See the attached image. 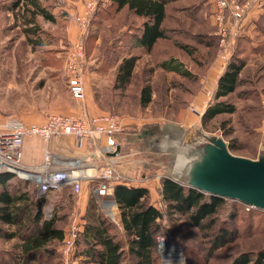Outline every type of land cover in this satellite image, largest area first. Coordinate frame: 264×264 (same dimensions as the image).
Segmentation results:
<instances>
[{
    "label": "rangeland",
    "instance_id": "rangeland-1",
    "mask_svg": "<svg viewBox=\"0 0 264 264\" xmlns=\"http://www.w3.org/2000/svg\"><path fill=\"white\" fill-rule=\"evenodd\" d=\"M259 1L261 0L257 2ZM206 2L207 0L205 2L197 0V4H200L199 10L202 11L203 16H206L205 22H197L195 18L182 20L181 23L183 24L180 27L178 25V28L182 27L187 30V33L182 37L172 30L177 28L173 24L174 21L177 23V20L169 15L165 24L170 28L169 39L158 41L152 52L145 57H139L129 85L126 89L119 90L114 87L115 70L113 66L121 54L117 52L113 53L112 56L110 55L112 46L109 35V20L107 24L99 26L97 23L94 24V16L92 15L86 32L82 33L79 30L76 38L74 37L70 41L60 38L64 28L60 21L55 20L54 23L38 21L40 32L37 35L32 34L27 37L21 15L18 14L15 19V11L7 10L5 12L4 8L9 5V0H0V119H14L29 124H41L49 113H71L75 115L72 112L81 110L82 103L71 99L67 91L68 74L65 67V56L74 41L82 35L85 56L81 75L83 82L85 78L91 87L95 109H97L93 116L105 114L117 116L121 129L126 120L135 123L134 130L137 128V123L148 120L167 123V125H185L190 128L188 138L195 137L193 139L195 144L191 148H197L199 160L211 139H222L231 154L235 156L249 159H258L264 156V70L257 68V72L251 71V68L255 69L257 66V63L254 64L256 66L247 69L250 72H243L242 75V78L249 75L251 77L250 82L246 81L248 83L227 98L214 99L217 81L231 57V49L228 60L225 62L219 58V38L215 34L209 36L211 46H204L201 44L202 42L197 43L196 37L190 34H210L212 28L210 26V10L206 7L208 4ZM211 2L214 4V0ZM7 13L11 14L10 17H7ZM75 17L76 15L73 17V21L78 26ZM137 23H139L138 20L135 25ZM28 26L32 28L31 25ZM213 31L215 32V23ZM235 34L236 31L228 37L230 48L235 44V41L231 42L229 38L235 39ZM36 37L44 41L46 45L40 47L34 42L29 43V40L34 41ZM181 40H185L194 48L192 57H188L175 46V43ZM162 58L179 60L193 76L183 78L161 70L157 67V62ZM101 61L103 62L102 67L99 66ZM97 71L103 75L101 79L94 77ZM251 81L256 82V84L253 85L254 83ZM145 85H149L151 91L150 101L143 107L140 103V90ZM217 101L233 104L236 107L235 113L221 114L210 121L203 122V113L208 106ZM196 110L201 114L194 117V114L198 113ZM116 139L119 141L118 135ZM170 140L177 141L176 138H170ZM180 141L176 145H179L181 150L177 149L179 146H175L177 150L169 153L170 155L161 160L166 165L163 170L147 167L149 165L146 162L148 160L152 162V157L148 153V157L146 154L141 156L138 153L136 155L139 158L137 179L145 178L143 180L156 183L157 195L161 180L164 177L172 180L177 178L174 171H180L177 175L178 179L183 182L187 180L188 175L185 168L189 162L190 165L194 163V157H186L189 148L186 149L184 145L181 146ZM121 146L120 157L116 166L122 177L119 183H123L125 178L128 181L134 180L129 177L128 170L125 174L121 172L125 152ZM80 153L77 150L72 158L54 155L62 162H68L74 158H79ZM124 166L128 168V165L124 164ZM169 166L173 168L168 169ZM99 167L100 164L97 165L93 173L87 170L86 173L94 174L98 172ZM144 169L147 171H143ZM17 178L20 177L17 176L15 179ZM20 180L26 179L20 178ZM27 181L31 183L29 184L31 196L43 200V217L45 219L55 218L56 227L62 229L64 235L74 229H78L79 232L82 231L86 223L84 216L87 210L91 208V201H94L97 206V213L112 223L114 237L125 246L126 237L120 226V221L113 212L112 195L110 199L95 198L86 185L79 192H74L72 187L68 185L57 191L40 194L35 186L37 184L28 179ZM84 181L88 182L87 179H84L81 184ZM236 202L227 200L224 203L216 216L214 228L210 231L212 234L218 231L220 227L228 228L232 232H236V238L209 256L207 253L210 244L203 237V232L191 227L185 217H180L177 214L170 216L166 208L158 205L157 200L152 201L164 213L160 220L162 236H164L168 248L175 250L179 255L177 261L171 262V264H229L231 257L240 252L264 253V213H249L250 208L247 209L246 205ZM230 214L235 215V218L231 217ZM0 229L9 230L6 226H0ZM76 241L72 253L67 256L61 253L62 241H60L50 243L47 246V249L54 251L51 256L41 252L30 256L28 260L26 257H24L26 260L20 258L18 263L19 251L16 246L19 244V240L17 238L7 240L0 237V264H93L84 261L80 255L83 248L82 244ZM158 246L157 242L158 264H167ZM124 259L123 264H134V259L130 256L125 255Z\"/></svg>",
    "mask_w": 264,
    "mask_h": 264
},
{
    "label": "trees",
    "instance_id": "trees-1",
    "mask_svg": "<svg viewBox=\"0 0 264 264\" xmlns=\"http://www.w3.org/2000/svg\"><path fill=\"white\" fill-rule=\"evenodd\" d=\"M109 1H111L114 11L125 7L128 12L142 18L137 41L139 45L143 46L146 53L152 52L158 41L169 39L170 30H167L168 27L165 25L166 6L173 0ZM97 2L99 5L101 0H97ZM7 10L15 11V19L18 14L21 15L27 37L40 32L37 17L51 23L55 22V18L47 8L42 6L40 0H9V5L4 8L5 12ZM107 11L109 12L110 9ZM182 24L180 22L179 27ZM28 25H31L32 28H29ZM174 32L182 37L187 33V30L177 26ZM262 33L264 34V30ZM190 34L196 37L197 43L202 42L201 44L204 46H211V38L208 34ZM37 37L34 41L28 39L29 43L34 42L40 47L45 46L46 43ZM185 40L175 43V46L188 57H192L194 48ZM251 43L252 41L249 39L236 38L235 49L217 81L214 92L215 100L229 97L248 83L246 81L250 82L249 75L242 78L248 58L255 52H264V43L263 45L258 44L256 49L250 45ZM247 44L249 49H246ZM136 59L137 57L130 56L123 58L118 64L114 79L116 89L124 90L129 85ZM157 67L183 78L193 76L175 58L160 60L157 62ZM255 84L256 82L253 85ZM150 91L149 85L141 87V106L144 107L149 103ZM235 111L236 107L233 104L217 101L207 107L202 115V121H210L221 114H234ZM15 176L16 174L11 172H0V226H6L9 229L7 231L0 229V237L7 240L14 238L19 240V244L16 246L19 251L18 263L20 258L26 257L28 260L30 256L41 252L51 256L54 251L47 249V246L50 243L62 241L64 232L56 227L55 218L45 219L43 217V200L31 196L29 189L31 183L27 180H20V178L17 180L15 179L17 176ZM13 181L16 184L12 183ZM35 186L37 187V185ZM158 195H160V199L157 201L158 205L166 208L170 216L177 214L180 217H185L191 227L203 232V237L210 244L207 255H212L214 251L233 242L236 238V232L224 227H220L218 231L210 234L214 228L216 216L224 203L230 199L226 200L202 193L168 177L161 180ZM112 198L119 209L120 226L126 237L125 246L116 240L112 233V223L97 213V206L94 201H91V208L84 216L86 223L77 238L83 247L80 255L84 261L93 264H123L125 255H127L134 259V264H158L156 236L163 235L160 220L164 213L151 202L148 189L118 183L113 186ZM230 201L237 203L235 200ZM248 212L260 214L264 213V210L253 208ZM230 216L235 218V215L230 214ZM230 216L228 215V217ZM229 264H264V253L240 252L231 257Z\"/></svg>",
    "mask_w": 264,
    "mask_h": 264
},
{
    "label": "crops",
    "instance_id": "crops-1",
    "mask_svg": "<svg viewBox=\"0 0 264 264\" xmlns=\"http://www.w3.org/2000/svg\"><path fill=\"white\" fill-rule=\"evenodd\" d=\"M88 0H40L43 7L47 8L50 12V14L55 18V20L60 21L61 24L64 26L62 33L60 34L61 39H66L70 41V39L76 38L77 33L79 31L78 26H76L75 22L73 21V17L75 15H82L85 11V5L84 3ZM205 2V0H203ZM212 1V0H211ZM210 0H207L206 7L210 10V26L211 32L209 36L212 34L214 35L213 26L214 21L212 17V12L214 11L213 7L214 4ZM111 1L109 0H101V2L98 5H96L95 11L93 13L94 16V24H98L99 26H103L108 23L110 25V42H111V56L114 55L113 53L119 52L121 56H119V59L116 60L115 66H113V69L115 70L116 74V68L118 64L122 61L123 58H127L130 56L137 57L136 64H138L139 57L140 56H147L148 53H146L143 46L139 45L137 41V37L139 35L140 25L143 21L142 18L136 17L131 12H128L127 9L124 7L120 10L114 11L113 5H111ZM205 4V3H204ZM253 7L248 11L247 15L240 21L239 27L236 29V38H246L252 41L250 44L253 48H257V45H263L264 43V34L262 31L264 30V0L254 3ZM209 5V6H208ZM200 4H197V0H173L166 6V21L169 15L173 16L177 23L174 21V26H178V24L185 19H194L197 20V22L204 23V19H206V16H203L202 11L199 10ZM110 9L108 12L107 10ZM7 17H10V13L6 14ZM13 18V17H12ZM37 21H45L41 17H37ZM139 21V23H136V21ZM165 21V24H166ZM49 22V21H48ZM46 22V23H48ZM167 27V26H166ZM167 30H170V28H166ZM177 28H174L172 30H176ZM209 33V32H208ZM236 38L232 39L229 38V41H235ZM234 46V47H233ZM231 55L235 49V44L231 46ZM246 49H249V45H246ZM230 55V50H229ZM165 58H162V60ZM257 63V66L254 65ZM103 62L101 61L99 66L102 67ZM253 66H256L255 69L251 68ZM251 68V71L257 72L258 69L263 68L264 70V52L258 53L255 52V54H252L249 56L245 72L248 71L247 69ZM102 74L97 71V74H94V77H97V79L102 78ZM68 80V79H67ZM67 91L71 99L75 100L76 102L82 103L81 104V110L72 112L75 113L77 116H88L92 117L96 110L95 109V101L93 98V95L91 94V87L90 84L87 83L86 79L84 78L83 82V96L80 98L75 97L69 88V83L67 81ZM194 117L201 114L199 111L196 110ZM58 114H71V113H58ZM193 116V115H192ZM6 121H19L14 119H0V123L6 122ZM23 122V121H19ZM135 125L134 122H130L126 120V123L124 124L121 131L118 133L119 141L121 142V149L124 152L123 156V166L121 172L125 174V172L128 170V175L131 179V181H128V179H123V183L127 186H134V187H145L149 191L151 202L155 200L160 199V195H157L155 191V184L151 183L150 181L143 180V179H137V163L139 158L136 156L138 153L142 155L148 154L152 157L151 160H148L146 163L147 167H155L160 170H163L166 168L165 163H163L161 160H163L164 157L171 154V152H175V150L180 149L181 147L178 144V141L184 139L180 145H184V148L188 149L189 151L186 152V157L191 158L194 157V163L195 164L198 160V150L197 148L192 149L191 146L195 144L193 142V138H188V133H190V128L186 127L185 125L179 124L177 125H167V123H161L158 121H142L136 124L137 128L134 130L133 126ZM170 129V130H169ZM169 132V133H168ZM171 133V134H170ZM173 138H176V140H170ZM175 146H179L177 149ZM196 150V151H195ZM50 152L52 154H56L60 157L65 158H72L77 153V149L74 147V139L72 136L69 135H63V136H57L50 138L47 142L42 140L41 138L37 136H32L25 138L22 144V161L23 164L27 167H37L42 164L43 158L45 155V152ZM185 151V149H184ZM148 153V154H147ZM170 153V154H169ZM173 154V153H172ZM193 155V156H192ZM40 160L38 161V159ZM36 162H33V161ZM124 164L128 165V168L124 166ZM193 164L187 165L185 168V172H187V180L189 178V172L192 169ZM173 167H168V169H171ZM166 169V170H168ZM88 172L93 173L95 171L94 168H88ZM143 171H147L144 169ZM17 176L23 179H28L35 184L38 183L41 174L38 172H34L30 169H23V170H14L13 171ZM180 171H174V175H176L177 178H174L175 181H178L180 184H186V181H181L178 179V174ZM150 183V184H149ZM87 186L92 196L95 198H98L95 196L91 190L92 183L91 181H84V183L81 184L80 190L83 186ZM85 189V188H84ZM111 195L108 197H103L110 199ZM101 198V199H103ZM156 198V199H155ZM99 199V198H98ZM112 204H113V212H115L116 217L118 220H120L119 216V209L114 202L113 198ZM87 200V198H86ZM85 200V202H86ZM84 202V203H85ZM103 209V208H102Z\"/></svg>",
    "mask_w": 264,
    "mask_h": 264
},
{
    "label": "built area",
    "instance_id": "built-area-1",
    "mask_svg": "<svg viewBox=\"0 0 264 264\" xmlns=\"http://www.w3.org/2000/svg\"><path fill=\"white\" fill-rule=\"evenodd\" d=\"M258 0H214L213 18L215 35L219 38V58L226 62L229 57L228 37L235 33L240 21L247 15L252 5ZM85 11L76 15L79 30L83 33L89 27L91 16L97 0L84 3ZM83 38L79 36L68 49L65 56V67L71 93L80 98L83 96L81 67L84 59ZM121 131L117 116H75L72 114L49 113L41 124H29L19 121L0 123V172L31 169L41 174L37 183L40 194L57 191L70 185L74 192H79L84 179L91 181V190L98 198L112 195L113 186L122 180L117 170L120 157V142L116 139ZM69 135L74 139L76 149L81 152L79 158L62 162L56 155L45 152L43 163L35 169L27 167L22 161V144L25 138L37 136L47 142L50 138ZM98 172L87 174L88 168ZM247 209L253 207L246 205ZM75 230V231H74ZM64 235L61 253L64 256L72 253L78 236V229ZM164 236H156L158 245L165 242ZM158 246V247H159Z\"/></svg>",
    "mask_w": 264,
    "mask_h": 264
},
{
    "label": "water",
    "instance_id": "water-1",
    "mask_svg": "<svg viewBox=\"0 0 264 264\" xmlns=\"http://www.w3.org/2000/svg\"><path fill=\"white\" fill-rule=\"evenodd\" d=\"M186 185L264 210V156H235L222 139H211L201 159L193 164Z\"/></svg>",
    "mask_w": 264,
    "mask_h": 264
},
{
    "label": "bare ground",
    "instance_id": "bare-ground-1",
    "mask_svg": "<svg viewBox=\"0 0 264 264\" xmlns=\"http://www.w3.org/2000/svg\"><path fill=\"white\" fill-rule=\"evenodd\" d=\"M159 248L163 258L165 259V263L171 264V262L177 261L179 256L178 253L175 250L169 249L166 241L163 244H160Z\"/></svg>",
    "mask_w": 264,
    "mask_h": 264
}]
</instances>
